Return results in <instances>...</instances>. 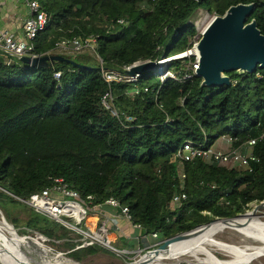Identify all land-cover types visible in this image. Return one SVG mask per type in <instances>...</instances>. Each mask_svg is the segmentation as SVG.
<instances>
[{
    "label": "trees",
    "instance_id": "trees-1",
    "mask_svg": "<svg viewBox=\"0 0 264 264\" xmlns=\"http://www.w3.org/2000/svg\"><path fill=\"white\" fill-rule=\"evenodd\" d=\"M39 1L52 21L35 55L73 63L19 60L7 67L0 54V209L7 221L17 224L11 209L21 207L27 229L56 237L53 229L33 230L32 221L43 216L17 200L55 179L98 202L117 199L147 232L159 233L158 242L264 202V70L230 72V85L211 87L194 73L195 57L174 59L168 67L176 80L163 83L155 68L142 75L138 94L133 84L103 78L104 71L192 51L198 34L191 21L200 10L224 17L232 7L254 5L248 23L256 22L264 36V0ZM73 38H95L96 53H55L58 41ZM109 93L116 116L102 103ZM226 136L243 152L257 141L253 172L178 156L186 143L210 148ZM181 193L187 199L173 204ZM102 250L81 249L73 258L83 263Z\"/></svg>",
    "mask_w": 264,
    "mask_h": 264
},
{
    "label": "built area",
    "instance_id": "built-area-1",
    "mask_svg": "<svg viewBox=\"0 0 264 264\" xmlns=\"http://www.w3.org/2000/svg\"><path fill=\"white\" fill-rule=\"evenodd\" d=\"M22 1L30 11V16L23 22V37H18L8 31H0V54L4 58L7 67H12L23 57H30L32 59L38 57L35 55L36 41L50 27L52 21V17L44 11L39 0ZM97 48L98 42L95 38H73L58 41L55 44L54 51L66 55H77L85 52L96 53ZM164 60L157 63L156 71L158 78L163 83L168 79L176 80L175 74L168 67L171 61L165 63ZM197 62V64H193V71L196 75L200 67L199 59ZM140 63H136L133 66ZM130 68H126L125 72L104 71L103 78L109 85L115 83L133 84L136 87L135 93L138 94L139 89L137 84L141 81L143 74L129 75L128 71ZM60 77V73L55 74V79L59 80ZM186 78H191V76L188 75ZM147 91L148 89H145V92ZM102 103L115 116L117 115L112 106L113 96L111 93L103 97ZM222 139L232 146V139L230 137L226 136ZM256 143V140L249 141L245 146L247 147L246 152L233 150L232 148L225 152L214 148V146L210 148L206 146L195 147L192 143H186L179 151L178 156L182 162H190L198 158L203 161L212 160L220 165L233 167L237 170L249 169L250 172H253L254 166L260 163L259 158L251 152ZM180 177L181 179H185L186 176L181 172ZM186 199L187 194L181 193L174 197L173 204L181 203ZM17 200L35 213L49 218L59 223L65 230L73 232L76 239L65 240V242L76 244V251L90 247H99L112 251L120 257L134 254L132 248H119L115 246L119 233L122 231L120 226L121 219L131 224L135 234L129 236L126 242H130L135 248L138 247V252L142 251L141 248L148 250L159 246V233L147 232L144 226L134 221L130 209L123 206L117 199L110 198L103 202H98L95 196L83 197L78 191L72 189L64 179H55L51 187L30 196L28 199L17 198ZM204 214L209 213L204 212ZM71 221H74V223ZM81 225H84V228L80 227ZM39 235L37 234V237ZM40 236L48 241V238L44 235ZM151 241L156 242V244L152 246ZM58 255L63 257L62 253Z\"/></svg>",
    "mask_w": 264,
    "mask_h": 264
},
{
    "label": "water",
    "instance_id": "water-1",
    "mask_svg": "<svg viewBox=\"0 0 264 264\" xmlns=\"http://www.w3.org/2000/svg\"><path fill=\"white\" fill-rule=\"evenodd\" d=\"M254 11V5H238L230 8L224 17H219L214 21L211 27L204 33L199 44L194 47V54L191 53L189 57L196 56L199 59L200 67L197 70V76L204 80L206 86L221 87L230 85V79L226 76L230 72L253 74L258 69L264 70V36L258 29L256 22L248 23ZM21 61L32 66L59 61L73 63L59 55L37 57L35 59L23 57ZM156 66V62H147L132 66L128 73L133 76L144 74L154 70ZM261 210H264V202L257 205L252 213L257 214ZM244 215L246 214L239 215L236 218ZM236 218L215 219L210 224L199 227L192 232L179 234L164 240L159 243L156 249L149 251L145 256L150 254L158 255L160 252L166 251L172 244L197 234L201 229L208 228L213 223L222 221L232 224ZM3 221L8 223L5 217H3ZM26 238L32 242L31 237ZM49 253H51V256L68 260L60 255L53 254L50 250ZM72 264L78 263L72 262Z\"/></svg>",
    "mask_w": 264,
    "mask_h": 264
},
{
    "label": "rangeland",
    "instance_id": "rangeland-1",
    "mask_svg": "<svg viewBox=\"0 0 264 264\" xmlns=\"http://www.w3.org/2000/svg\"><path fill=\"white\" fill-rule=\"evenodd\" d=\"M217 18H219L216 15L210 14L208 11L206 10H200L193 18L191 23H193L196 27L197 30V39L198 42L197 44H199V42L201 41V39L204 36V33L206 32L207 28L210 26V24L216 20ZM196 44V45H197ZM56 54L60 53L58 51H55ZM193 53L192 51H189L187 53L184 54H180L178 56L172 57L167 59V57H165L164 62L165 63H169L170 61H172L171 59L174 60L175 59H182L184 57L186 58H190L189 55ZM188 56V57H187ZM196 58V62L194 64H197V60L198 58L196 56H194ZM147 63V62H145ZM143 62H141L140 64H145ZM242 73V72H241ZM214 148L222 150V151H229L231 149V145L227 142H225L224 139L219 140L215 145ZM182 167H179V170L182 171L181 169ZM259 205L257 203H253L250 205V209L247 210V212L245 214H254L252 213V211L254 210V208ZM12 212V217L13 219L18 218V223L17 224H13L11 221L8 223H6L5 221H3V217L6 218V213L0 209V225H3L7 234H8V239L11 243L10 247L13 246V250L16 251L19 255H21L24 258L25 262L27 261L28 257H34L37 258V262H39V259H43L45 262L49 263V264H72L73 263H78V264H133L137 261L140 260L141 257L145 256L149 251H153L154 249H156L157 247H152L151 249H142L141 252H138V247L135 248L133 245H131L130 242H126L124 241L122 238L118 237V241L117 243H115L116 247L119 248H132V251H134V254L128 255V256H124V257H120L118 255H116L115 253H113L112 251H109L107 249H103L101 252H97L94 254H90L87 255L83 261V263H79L76 262L73 258V254L77 251L80 250H75L76 249V244L74 243H70V242H65V240H73L76 239L75 235L73 234V232H70L68 230H65L64 228H62V226L49 219L46 217H43V219H36L32 221V229L34 230H45V229H53L55 230V232H57L56 237L54 238H48V241H46V239L44 237H41L40 235H42L41 233L37 232V231H31L29 229L26 228L25 223L28 220L27 217V212L19 207V208H13L11 209ZM256 217H258L263 223H264V210L259 211L257 214H255ZM65 219V218H64ZM66 220V219H65ZM72 223H74V221H71ZM13 226L16 230V234L20 239H23V242L20 240H17L14 236V233H12V230L10 229V227ZM80 227L84 228V225H81ZM14 232V231H13ZM227 232V233H226ZM224 234H222L219 238L221 241L228 243V244H233V245H254V246H259V243H256L252 240H244L238 233L236 232H232V231H226ZM4 237L6 238V234L4 231H2ZM37 234H40L37 237ZM26 237H31L32 238V242L29 241ZM46 241V242H45ZM59 241H62L59 243ZM248 242V243H247ZM35 243V245H34ZM161 243V242H159ZM244 243V244H243ZM152 246L156 244V242L151 241ZM102 249V248H101ZM49 250L53 253V254H63V258H66L68 260L62 259V258H57L54 256H51V253H49ZM37 254V255H36ZM198 258H204V257H210L208 256V254L213 255L218 262H223L224 261H229V262H233L232 264H246L244 262H235L233 260H231L230 258L224 256L223 254H212V252H209L208 254H201L198 255L197 253H194ZM21 262V261H20ZM21 262V263H22ZM182 262V263H181ZM25 264V263H24ZM31 264H35L33 262H31ZM179 264H194L192 259H189L188 257H184L179 261ZM206 264H210L209 262H206ZM251 264H264V256H262L261 258H259L258 260L252 262Z\"/></svg>",
    "mask_w": 264,
    "mask_h": 264
},
{
    "label": "bare ground",
    "instance_id": "bare-ground-1",
    "mask_svg": "<svg viewBox=\"0 0 264 264\" xmlns=\"http://www.w3.org/2000/svg\"><path fill=\"white\" fill-rule=\"evenodd\" d=\"M214 21L210 24L207 30L211 27ZM10 229L12 230V233H14V237L23 242V239H20L17 236L16 230L12 226ZM2 231L5 232L6 238ZM226 231L236 232L244 240H252L259 243V246H242L237 245L238 243L236 245L225 243L221 241L219 237ZM10 245L11 243L8 239L6 230L3 225H0V264H31V262L35 264H49L43 259H39V262H37V258L31 256L28 257L27 261L22 262L24 261V258L14 251L13 246L10 247ZM209 252H212V254H223L238 263L244 262L246 264H251L264 256V223L256 217L255 214L248 213L236 218L232 224L218 221L211 224L208 228L201 229L197 234L192 235L183 241L172 244L166 251H162L158 255L150 254L143 256L139 261L133 264H179V261L184 257L192 259L194 264H206V262H209L210 264L233 263L229 261H224V263L218 262L213 255L208 254ZM194 253H197L198 255L208 254L211 258H198Z\"/></svg>",
    "mask_w": 264,
    "mask_h": 264
},
{
    "label": "crops",
    "instance_id": "crops-1",
    "mask_svg": "<svg viewBox=\"0 0 264 264\" xmlns=\"http://www.w3.org/2000/svg\"><path fill=\"white\" fill-rule=\"evenodd\" d=\"M30 16L28 7L22 0H0V31H8L18 37H23V22ZM119 237L124 241L133 236L134 230L130 223L120 220Z\"/></svg>",
    "mask_w": 264,
    "mask_h": 264
}]
</instances>
